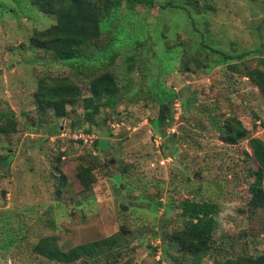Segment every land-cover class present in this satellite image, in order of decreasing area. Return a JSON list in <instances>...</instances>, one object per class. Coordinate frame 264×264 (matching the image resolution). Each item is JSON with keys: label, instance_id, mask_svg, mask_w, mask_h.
Listing matches in <instances>:
<instances>
[{"label": "rangeland", "instance_id": "1", "mask_svg": "<svg viewBox=\"0 0 264 264\" xmlns=\"http://www.w3.org/2000/svg\"><path fill=\"white\" fill-rule=\"evenodd\" d=\"M193 1L194 26L157 5L121 10L109 28L121 39L142 35L138 46L120 48L100 66L105 32L94 42L97 50L90 48L93 58L76 68L30 45L53 16L36 12L30 0H0V115L16 125L15 133L0 135V264H62L32 246L52 237L66 251L113 235L126 240L112 264H169L168 256L192 264L177 245L164 250L167 234L183 226L184 201L215 204L206 218L211 249L199 264L264 252V214L248 206L250 172L258 169L249 139L264 141V96L253 80L232 72L234 62L211 67L218 57L198 50L205 43L232 55L246 52L249 69L264 68V0ZM206 54L208 68L181 69L187 57L206 62ZM105 71L118 93L111 108L102 99L92 122L84 121L81 102L65 118L51 111L40 117L34 102L40 82L68 77L88 96L90 79ZM172 92L177 97L167 102L156 134L159 104ZM237 122L248 139L223 142L226 124ZM87 166L93 182L85 188L76 174Z\"/></svg>", "mask_w": 264, "mask_h": 264}, {"label": "trees", "instance_id": "2", "mask_svg": "<svg viewBox=\"0 0 264 264\" xmlns=\"http://www.w3.org/2000/svg\"><path fill=\"white\" fill-rule=\"evenodd\" d=\"M32 8L41 14L54 17V23L48 28L37 31L34 38L30 39V45L33 48H41L51 52L54 58L66 65L75 66L83 63V59H92L90 48L96 41L100 40V36L109 33L108 49L101 56L96 58L100 66L112 62L120 48L138 46V42L143 38L142 35L137 36L134 41L125 37L119 38L117 28L112 27L116 21L117 15L121 10L128 13H135V8L144 7L153 8L156 5L163 11H173L179 14L194 26L192 11L197 10V3L193 0H30ZM210 9V8H209ZM110 29V30H109ZM130 39V40H129ZM199 51L206 52L210 50L218 57L211 67L214 65L229 64L228 67L232 72H239L254 81L256 86L261 90L264 96V68L261 70L259 66L249 69L245 65L246 56L249 53L242 52L232 55L221 49L213 48L205 43H201ZM111 54L110 57H106ZM206 62L196 57H187L182 64V70L189 71L191 63L197 64L198 67L208 68L210 56L204 55ZM260 65L264 66V62L259 60ZM133 70V65H129L127 72ZM88 96H84L81 88L70 78H54L52 83L45 85L40 82L37 91L34 94V102L40 117L51 111L55 118H65L69 114V108H74L77 103L81 102L83 107V118L87 123L92 122L93 116L98 112V106L111 108L114 105L115 96L118 93V85L116 78L111 71H105L88 82ZM177 97L175 93H168L167 96L159 104L158 117L155 120L154 130L156 134H160V127L166 122L167 112L169 109L168 101H172ZM100 100V103L97 101ZM16 132V125L10 115H0V135H9ZM248 130L243 128L240 122L237 124H226V130L223 132L222 141L234 145L240 140L248 139ZM249 145L252 150L253 157L258 165L256 171L250 172V178L253 181L249 185L250 200L248 206L251 213L259 212L264 214V141L258 138H250ZM90 166L85 168L79 167L76 177L85 187L92 184ZM215 204L210 202L196 203L184 201L181 204V213L178 215L183 220L181 229L167 234V242L164 250L174 245L178 246V250L184 256H190L192 264H199L202 258L211 249L212 240V224L206 221L211 211L215 213ZM189 214L197 217L196 221L187 220ZM126 239L113 235L102 240H95L77 245L66 251H61L56 247V242L52 237L41 238L34 246L32 252L36 255L43 256L50 261H58L62 264H75L81 260L82 262H94L100 257L104 264H112V257L119 258L121 249ZM166 255V254H164ZM169 264H180L176 260H172L168 256ZM214 264H264V252L258 256H236L226 260H215Z\"/></svg>", "mask_w": 264, "mask_h": 264}]
</instances>
